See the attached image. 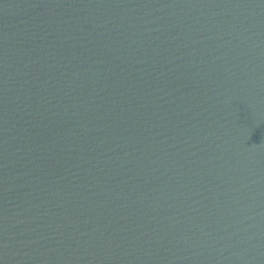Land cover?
Masks as SVG:
<instances>
[{
    "label": "water",
    "instance_id": "water-1",
    "mask_svg": "<svg viewBox=\"0 0 264 264\" xmlns=\"http://www.w3.org/2000/svg\"><path fill=\"white\" fill-rule=\"evenodd\" d=\"M0 264H264V0H0Z\"/></svg>",
    "mask_w": 264,
    "mask_h": 264
}]
</instances>
